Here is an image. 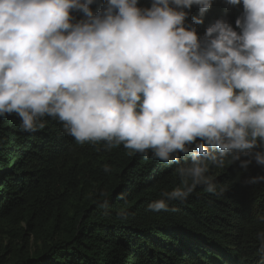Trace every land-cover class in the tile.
Listing matches in <instances>:
<instances>
[{
	"label": "clouds",
	"instance_id": "clouds-1",
	"mask_svg": "<svg viewBox=\"0 0 264 264\" xmlns=\"http://www.w3.org/2000/svg\"><path fill=\"white\" fill-rule=\"evenodd\" d=\"M95 2L0 0V118L15 113L32 132L52 117L78 144H122L169 165L189 157L181 186L151 211L197 186L215 194L210 165L264 168V0H225L242 5L239 32L218 19L203 37L194 25L213 0H104L94 14Z\"/></svg>",
	"mask_w": 264,
	"mask_h": 264
},
{
	"label": "trees",
	"instance_id": "trees-1",
	"mask_svg": "<svg viewBox=\"0 0 264 264\" xmlns=\"http://www.w3.org/2000/svg\"><path fill=\"white\" fill-rule=\"evenodd\" d=\"M103 2L90 6L94 14ZM185 11L186 26L199 17L198 6ZM242 11L213 0L197 35L218 19L237 31ZM42 123L27 132L15 113L0 118V233L20 242L0 246V264H264V182L247 183L264 176L255 162L210 165L215 194L197 186L169 211H151L161 192L181 186L176 169L189 157L169 165L122 144L105 151L104 142L78 144L58 119Z\"/></svg>",
	"mask_w": 264,
	"mask_h": 264
},
{
	"label": "rangeland",
	"instance_id": "rangeland-1",
	"mask_svg": "<svg viewBox=\"0 0 264 264\" xmlns=\"http://www.w3.org/2000/svg\"><path fill=\"white\" fill-rule=\"evenodd\" d=\"M237 32H239V29L237 30ZM9 243L12 247L20 244L18 240L9 237L7 234L4 233V231L0 233V246L8 245ZM36 244L38 245L39 242H35V239L33 237H30L28 245H30L31 248H34Z\"/></svg>",
	"mask_w": 264,
	"mask_h": 264
}]
</instances>
